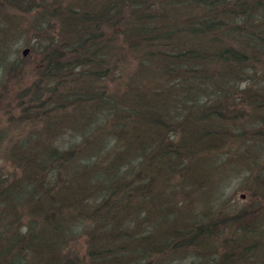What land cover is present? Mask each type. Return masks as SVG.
<instances>
[{"label": "trees", "instance_id": "trees-1", "mask_svg": "<svg viewBox=\"0 0 264 264\" xmlns=\"http://www.w3.org/2000/svg\"><path fill=\"white\" fill-rule=\"evenodd\" d=\"M1 6L32 17L29 45L39 68L26 92L30 101L50 95L38 105L46 126L9 149L13 171L0 164V264H178L185 255L186 264H264V171L244 175L241 167L254 146L264 157V0H0ZM54 19L55 32L47 28ZM16 21L0 14V83L18 75V59L3 51L16 38ZM239 92L252 109L244 118L230 107ZM28 105L21 115L36 116ZM66 134L71 139L63 142ZM226 136L240 155L207 159L173 186L172 176L192 167L160 158L208 152ZM241 158L237 190L248 188L254 203L226 210L229 200L220 195L234 169L221 160ZM185 186L191 191L182 192ZM80 232L87 252L62 254Z\"/></svg>", "mask_w": 264, "mask_h": 264}, {"label": "rangeland", "instance_id": "rangeland-1", "mask_svg": "<svg viewBox=\"0 0 264 264\" xmlns=\"http://www.w3.org/2000/svg\"><path fill=\"white\" fill-rule=\"evenodd\" d=\"M62 5L66 6L67 5V0H61ZM3 7L1 6L0 8V14L1 17L5 20V18H11V23L14 21L19 24L18 30L16 35L14 36V42H11L10 49L4 50L7 51L8 55H11L12 57L18 59V64L14 67L17 68V73L18 75L16 77L13 76H4L1 78V83H0V133L5 134V137L0 140V164L3 166L2 168L4 169V172H11L13 171V165L11 163L10 159L8 158V153L9 149L13 147V144H15L19 139H22L24 137H27L28 135L37 132L41 127L46 126V122L48 120L45 119V117H41L39 112L41 110L38 109V105L45 100V97L50 95H44L41 96V98L37 99L36 101H30L32 95V92L27 91L26 89H31L35 83L36 80V71L39 68V53L36 50H32L31 46L29 43L31 42L30 39L33 38L31 33L33 32V27H32V17L28 15H24L22 17H18L17 14L13 11L5 12L3 11ZM5 13V14H4ZM5 15V16H4ZM14 20V21H13ZM56 19L52 20V22L49 23L48 27H51V30L55 32L57 30V22ZM1 27H5L4 25H0ZM47 28L44 30L46 32ZM50 30V33L52 32ZM109 34V33H108ZM25 48H28V52L26 55H23V51ZM253 60L249 59L246 63V68L250 69L251 71L253 70L254 63L252 62ZM135 63L131 65V67L134 69L135 68ZM259 65V64H258ZM21 69V70H20ZM244 75V74H243ZM245 77L243 78V80ZM250 83V87H253L256 83L248 80ZM108 83L110 85H114L112 80H108ZM44 86V85H41ZM26 93V99H24ZM234 100V103L230 105V107H233V111L237 113V116L240 115L239 117L244 118L247 113H251L252 109L248 104L249 98L245 97L242 92L235 93V96L232 97ZM29 102V106H33V110L37 113L36 116L28 118L25 116H22V108L25 106L26 103ZM50 118V116H49ZM183 118V117H182ZM243 121V119H241ZM185 132V129H180V131L176 134V138H180V140L183 139V133ZM169 137V136H168ZM168 137H166V141H168ZM164 138V136H162ZM64 139L70 140L71 137L69 134H66L65 137L62 139L64 142ZM226 140H220L218 142H215V149L210 148L208 149V156L210 158H214L216 162H218L224 155H227L233 151V153H238L240 155V152H243V149H239V145H234L232 143V140L226 136ZM169 142V141H168ZM261 147L258 146L257 148L254 146V150L252 151L254 153V157H248V160L244 161V159H239L240 161H234L232 159H226L221 160V163H229L231 165V168L234 169V171H231L228 176V181L229 184L223 189L224 193L220 195V198H225L228 201V204L226 205V210L233 209V208H239L244 206H248L250 203L253 204L254 202L251 200L252 194L248 188L244 187L243 189L237 190L240 183V176L236 172L238 170V163L237 162H243L244 163L241 165L242 170L244 171V175L253 170V176L257 175V172H262L264 171V157L263 158H258L257 152L259 151ZM231 151V152H229ZM4 153V154H3ZM217 154L216 156H214ZM214 156V157H212ZM197 157V158H196ZM196 160L193 162V164L189 163L191 159ZM228 158V157H225ZM187 165H190L192 168H188L184 172H179V174H175L172 176L171 182L173 186L175 185H184L185 184V179L188 175L192 173L193 167H197L200 163V154H197L195 157H189L187 158V161H181ZM152 164V161L148 162ZM224 168H228L227 165H225ZM223 168V169H224ZM225 169V170H226ZM216 174L217 171L215 172ZM262 174V173H260ZM152 176V175H150ZM156 176V174H154ZM244 177V176H243ZM254 181V180H253ZM242 183L247 186L250 184L249 180L244 178L242 179ZM248 183V184H247ZM242 184V185H243ZM167 185V182H166ZM196 185V184H195ZM199 190L201 189L200 184L196 186ZM191 189L187 188L186 186L183 188L182 192H190ZM201 191V190H200ZM241 195H244L242 198ZM185 196V195H184ZM180 198V197H178ZM184 204L188 200V198H191V196H188L187 198L183 197ZM181 199V198H180ZM201 199L203 203H208V197L207 194L203 195L201 194ZM181 200H178L176 202V206L182 207L183 203ZM211 201V200H209ZM250 202V203H249ZM202 203V204H203ZM200 204V206L202 205ZM25 215V214H24ZM26 216V215H25ZM86 216V214H85ZM27 217V216H26ZM73 217L74 218H82L83 213L82 212H73ZM88 225V223H87ZM264 228V227H263ZM225 232L227 235L231 236L233 235V231H231L229 228L225 227ZM70 240L67 242L66 249L62 251V254L65 251H69L68 254L71 256L73 254H78L79 257L84 255L88 248H87V241L85 238V234L76 233L72 234L70 236ZM191 249V248H189ZM191 260V259H190ZM200 260L203 261V258L200 257ZM182 261V262H181ZM189 261V258H186V255L181 258L178 261V264H186ZM177 263V262H174Z\"/></svg>", "mask_w": 264, "mask_h": 264}, {"label": "bare ground", "instance_id": "bare-ground-1", "mask_svg": "<svg viewBox=\"0 0 264 264\" xmlns=\"http://www.w3.org/2000/svg\"><path fill=\"white\" fill-rule=\"evenodd\" d=\"M158 105H160V104H158ZM158 105H157V106H158ZM139 143H140V142H139ZM142 145H143V146H147V144L144 145L143 143H142ZM183 151H184V150H182L181 152H182L183 155H185ZM178 153H179V151H177V156H178ZM197 154H200V163H199V165H197V167L194 166L193 169H192V174H195L196 171H198V169H200V167L203 166V164L205 163V161H206L207 159H210V157L208 156V152H206V151H204V150H202V151H198V152H195V153H193V155H188L186 158H185V157L178 158L177 156H174V155H173L172 158L168 159V158H166V156H163L162 158H160V162H161L162 164H164V165H168V164H172V165H174V162H171V160H173V159H174V161H175L176 159H179L180 161H187V158H189V157H195ZM167 155H168V154H167ZM196 158H197V157H196ZM196 158H195V159H191L189 163L193 164V162L196 160ZM198 172H199V171H198ZM154 188H155L156 191H158V186H157V185H156Z\"/></svg>", "mask_w": 264, "mask_h": 264}, {"label": "water", "instance_id": "water-1", "mask_svg": "<svg viewBox=\"0 0 264 264\" xmlns=\"http://www.w3.org/2000/svg\"><path fill=\"white\" fill-rule=\"evenodd\" d=\"M28 50H29L28 48H25L24 51H23V54L26 55ZM243 197H244V195H243Z\"/></svg>", "mask_w": 264, "mask_h": 264}]
</instances>
